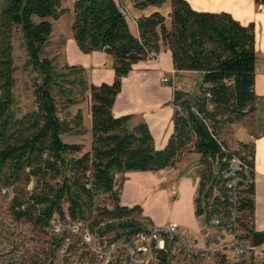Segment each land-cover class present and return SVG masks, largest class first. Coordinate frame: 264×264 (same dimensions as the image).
<instances>
[{
  "label": "trees",
  "instance_id": "1",
  "mask_svg": "<svg viewBox=\"0 0 264 264\" xmlns=\"http://www.w3.org/2000/svg\"><path fill=\"white\" fill-rule=\"evenodd\" d=\"M122 1L77 0L72 9L79 49L114 58V83L97 86L86 68L58 56L44 57L54 32L48 19L57 21L70 11L61 0H0V190L13 192L10 210L16 222L45 234L53 232L55 223L65 228L57 250L69 239L67 227L77 224L107 248L123 242L136 249V236L149 232L145 223H154L142 217L141 205H121L127 173L158 174L177 167L189 154H199L195 215L213 226V217L228 204L222 188L220 196L213 194L215 172L232 153L254 167L255 145L241 143L238 152L224 135L255 112L259 101L255 25L244 26L225 12L195 10L187 0H131L138 9L172 4L170 27L156 12L141 17L134 30ZM255 2L264 6V0ZM18 32L27 50L26 65L37 74L35 108L22 115L14 93ZM163 48L172 52L176 71L198 72L202 83L196 94L175 90L174 132L158 150L145 121L134 122L132 115L116 118L112 110L133 66ZM87 100L92 144L84 152L82 144L68 143L64 136L85 134L82 111L73 115L70 109ZM238 210L245 237L263 245L264 232L254 228V183ZM171 252L158 253L162 264L170 263ZM55 257L49 264H55Z\"/></svg>",
  "mask_w": 264,
  "mask_h": 264
},
{
  "label": "crops",
  "instance_id": "2",
  "mask_svg": "<svg viewBox=\"0 0 264 264\" xmlns=\"http://www.w3.org/2000/svg\"><path fill=\"white\" fill-rule=\"evenodd\" d=\"M191 6L198 11L215 13H229L234 19L244 26L253 23L255 25L256 51H257V77L255 92L259 97L256 111L245 118L244 121L234 124L224 139L233 149L239 144L255 145V212L254 228L258 232H264V6L258 5L255 0H187ZM123 6L128 10L134 21L141 17H148L156 12L166 17V24L171 26L172 4L165 2L161 7L151 6L145 9H138L131 0H123ZM73 6L64 4L63 7L69 9L59 20L53 22L55 35L56 25L61 24L65 18H69L68 35L64 45L65 59L70 65L82 66L89 72V80L92 84L100 86L102 84H113L115 81V71L113 69L114 58L104 52L95 51L90 54L83 53L72 33L74 21ZM263 7V9H261ZM130 24L137 30V24L129 20ZM71 26V27H70ZM71 28V29H70ZM52 35V36H53ZM64 35V34H63ZM52 39V37H51ZM51 41V40H50ZM15 46V45H14ZM16 49H14L15 55ZM169 77L174 84H164L162 79ZM202 83V75L198 72L176 71L173 63L172 52L163 48L160 52V61L155 65H148L141 61L133 66L129 76L123 79L122 91L117 96L113 106V114L116 118L132 115L134 122L145 121L154 137L155 146L158 150L164 149L174 132L173 115L175 108L172 105L174 92L178 88L187 87L191 94H196ZM90 103V101L88 100ZM91 106L87 111V120L92 123ZM92 124L88 130L91 132ZM242 131L255 136L256 141H251L244 137ZM227 133V132H226ZM234 138V139H232ZM82 144V141H77ZM92 144V142H91ZM91 151V145L84 147V152ZM199 154L187 155L177 168L168 169L167 177L159 178L153 172H130L127 173L126 181L121 190V205L132 208L141 205L145 217L150 218L156 227L167 224V219L156 217L150 213L152 206H160L159 202L166 205L171 204L175 215L170 218L173 223L180 226V229L187 234L194 231L200 233L199 224L203 219L195 215V197L199 185V178L194 179L191 172L197 170L199 165ZM195 162V165H192ZM189 168V170H188ZM188 172V174H186ZM193 183V190L187 193L191 197L192 212L195 215L196 223H189L182 213L178 211L184 205V200L175 199L172 201L173 187L179 189L187 188ZM162 187V188H161ZM165 205V206H166ZM177 212V213H176ZM193 226V230H192ZM191 229V230H190ZM264 250V244L261 245ZM254 264H264V258L254 261Z\"/></svg>",
  "mask_w": 264,
  "mask_h": 264
},
{
  "label": "rangeland",
  "instance_id": "3",
  "mask_svg": "<svg viewBox=\"0 0 264 264\" xmlns=\"http://www.w3.org/2000/svg\"><path fill=\"white\" fill-rule=\"evenodd\" d=\"M69 22L70 19L65 18L61 21V24L56 25L55 35L52 36L44 52V57L58 56L60 61L65 60L64 45L67 39L66 35L69 34L67 32ZM22 40L21 34L18 32L15 41L16 84L14 93L16 108L20 115L35 108L33 90L34 83L37 80L36 72H34L31 66L26 65L27 50ZM90 106L91 104L87 100L70 109L73 115L79 110L82 111L84 117L83 125L86 131L85 134L80 136H64L66 142L77 143V141H82L84 147L91 145L92 134L90 130H88V126L90 127L92 123L87 120L86 116ZM226 134L230 136L231 133L227 132ZM233 150L240 152L239 147ZM192 165H195V162H193ZM167 170L161 171L157 176L162 179L166 178L168 173H170L167 172ZM196 172L197 170L195 173L191 172V176L194 179H196ZM186 174H188V172H186ZM31 188L32 186H30V189ZM192 190L193 183L190 182L187 188L178 190L179 194L177 197L172 196V201L176 198H182L184 200V205L180 207L178 211L182 213L184 218L187 217L186 220L191 224L197 222L195 221L194 212H192L191 197L189 196L188 198L186 196L187 193H191ZM12 196V191H8L7 189L0 190V264H49L54 254L56 255L54 260L55 264H106L107 261H109V264H162L159 259L148 263L147 256L140 258V261L135 260L134 255L136 252L133 248L127 247L125 249H119L116 245L107 248L104 244H100L99 240L92 236L88 230L80 224L67 227V229H70V235H68L69 239H67V243L63 245L60 250H57L56 241L61 240L65 228L59 223H53V232L51 231L49 234H45L34 229L29 224L16 222L10 210ZM159 204L161 205L152 206L150 213L153 214L157 220L163 217V219H167V224L172 223L170 218L175 215L172 205H166L163 202H159ZM142 217H145L144 214ZM145 224L148 228L152 227L148 225V223ZM198 226L201 230L199 234L194 233V231L187 234L184 231L189 244L195 245V242L198 241L200 242V246L209 244L212 247L214 240L220 237L219 230L214 226L205 225L204 222H202V224L198 223ZM180 230L183 231L182 229ZM53 234L57 239H54ZM229 239L230 237L221 240V243L223 242L222 245L217 248L214 247L216 253L205 256L197 254L191 259L187 257L184 249L172 250L169 264H229L227 258L231 256V252L225 247Z\"/></svg>",
  "mask_w": 264,
  "mask_h": 264
},
{
  "label": "built area",
  "instance_id": "4",
  "mask_svg": "<svg viewBox=\"0 0 264 264\" xmlns=\"http://www.w3.org/2000/svg\"><path fill=\"white\" fill-rule=\"evenodd\" d=\"M77 0H61L62 4L74 5ZM263 9V7H261ZM123 11L129 20L134 21L129 15L128 10L123 6ZM160 61V53H150L146 59L148 65L158 64ZM162 83L173 85L174 82L169 77H164ZM179 90L189 93L190 89L187 87L178 88ZM243 136L249 138L251 141H256L255 136L243 132ZM225 153L228 149L223 148ZM223 168L215 172L216 181L213 185L214 196L221 195V188L225 191L226 199L228 200L227 209L220 210L212 219V225L219 230L220 237L214 240L211 247L209 244L200 246V242L196 241L195 245H190L186 238V233L180 230V226L176 223H169L163 227H150L148 233H140L136 236L135 245L133 249L136 253L135 260L140 261V258L147 256L148 263L158 259V253L169 252L170 250L184 249L188 258H194L197 254L211 255L216 253L214 247L217 248L222 245L221 240L227 237L226 248L231 252V256L227 258L229 264H254V261H259L264 258V250L261 246H255L251 240L245 237V233L240 226L241 215L238 207L240 201L244 198L247 187L254 183L255 168L249 163V159H245L242 155L235 153L231 154L228 160H224ZM117 189V187H116ZM177 188L172 189V196H178ZM119 249L131 248V244L119 242L116 244ZM200 246V247H199ZM211 251V252H210ZM145 253V254H144ZM209 253V254H208ZM109 264V261L106 262ZM142 264V263H141Z\"/></svg>",
  "mask_w": 264,
  "mask_h": 264
}]
</instances>
